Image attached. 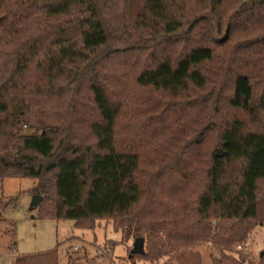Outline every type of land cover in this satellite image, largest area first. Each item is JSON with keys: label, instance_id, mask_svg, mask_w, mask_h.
Segmentation results:
<instances>
[{"label": "trees", "instance_id": "16d2710c", "mask_svg": "<svg viewBox=\"0 0 264 264\" xmlns=\"http://www.w3.org/2000/svg\"><path fill=\"white\" fill-rule=\"evenodd\" d=\"M13 177L37 181L46 217L143 238L136 256L202 264L193 248L211 239L213 264H246L226 250L264 225V0H0Z\"/></svg>", "mask_w": 264, "mask_h": 264}, {"label": "rangeland", "instance_id": "374dc122", "mask_svg": "<svg viewBox=\"0 0 264 264\" xmlns=\"http://www.w3.org/2000/svg\"><path fill=\"white\" fill-rule=\"evenodd\" d=\"M32 27L37 33L35 25ZM144 39L151 42L150 45L156 41L146 36ZM122 45L119 43L117 47ZM20 131L32 133L36 130L23 122ZM36 183L32 178L0 180V197L8 204L2 216L13 221L12 226L8 222L0 223V264H14L21 255L53 249L58 250L59 264H179L176 258L148 260L134 255V251H142L143 248H138L135 238L117 228L112 219H93L86 223L89 228H83L72 219L46 217L43 215L44 206L33 203ZM229 248L226 251L236 258L244 255L246 264H259L264 252V225H256L246 241ZM223 250L211 239L193 248L200 254L202 264H213Z\"/></svg>", "mask_w": 264, "mask_h": 264}, {"label": "water", "instance_id": "95a60500", "mask_svg": "<svg viewBox=\"0 0 264 264\" xmlns=\"http://www.w3.org/2000/svg\"><path fill=\"white\" fill-rule=\"evenodd\" d=\"M42 199H43V197L41 195L35 194L33 197V203L35 205H38L42 201ZM143 241H144L143 238H141V237L137 238L135 241L136 246L138 248H143ZM142 251H143V249H142Z\"/></svg>", "mask_w": 264, "mask_h": 264}]
</instances>
